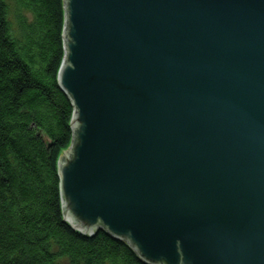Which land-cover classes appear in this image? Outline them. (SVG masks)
<instances>
[{
    "label": "water",
    "instance_id": "water-1",
    "mask_svg": "<svg viewBox=\"0 0 264 264\" xmlns=\"http://www.w3.org/2000/svg\"><path fill=\"white\" fill-rule=\"evenodd\" d=\"M64 9V221L145 264H264V0Z\"/></svg>",
    "mask_w": 264,
    "mask_h": 264
},
{
    "label": "trees",
    "instance_id": "trees-1",
    "mask_svg": "<svg viewBox=\"0 0 264 264\" xmlns=\"http://www.w3.org/2000/svg\"><path fill=\"white\" fill-rule=\"evenodd\" d=\"M64 0H0V264H145L64 221L58 161L74 107L58 84Z\"/></svg>",
    "mask_w": 264,
    "mask_h": 264
},
{
    "label": "bare ground",
    "instance_id": "bare-ground-1",
    "mask_svg": "<svg viewBox=\"0 0 264 264\" xmlns=\"http://www.w3.org/2000/svg\"><path fill=\"white\" fill-rule=\"evenodd\" d=\"M64 6V5H63ZM64 14H65V9H64ZM64 22H65V15H64ZM66 23V22H65ZM64 26H65V24H64ZM64 30H65V27H64ZM62 37H64V32H63V35H62ZM63 46H64V54L66 55V53H65V42H64V38H63ZM62 65V64H61ZM60 69H61V66H60ZM60 69H59V71H60ZM58 74H59V72H58ZM57 80H58V77H57ZM58 84H59V82H58ZM60 86V85H59ZM61 87V86H60ZM69 97V96H68ZM69 99H70V97H69ZM70 101H71V103H72V105H73V101L70 99ZM73 107H74V105H73ZM74 115H75V108H74V110H73V116H72V119H71V123H70V126H71V128L73 127L72 126V120H73V117H74ZM72 130H73V128H72ZM73 134H74V131H73ZM75 135V134H74ZM73 140H74V136H73V139H72V142H71V145L73 144ZM71 145H70V147H71ZM69 147V148H70ZM69 150V149H68ZM68 150H66V151H64L63 152V154L64 153H66ZM62 154V155H63ZM62 157V156H61ZM61 157H60V159H59V161H58V163H57V165H58V173H59V163H60V160H61ZM61 171H62V169H61ZM62 173V172H61Z\"/></svg>",
    "mask_w": 264,
    "mask_h": 264
},
{
    "label": "rangeland",
    "instance_id": "rangeland-1",
    "mask_svg": "<svg viewBox=\"0 0 264 264\" xmlns=\"http://www.w3.org/2000/svg\"><path fill=\"white\" fill-rule=\"evenodd\" d=\"M67 153V152H66Z\"/></svg>",
    "mask_w": 264,
    "mask_h": 264
}]
</instances>
